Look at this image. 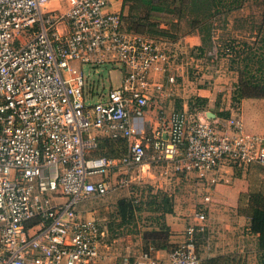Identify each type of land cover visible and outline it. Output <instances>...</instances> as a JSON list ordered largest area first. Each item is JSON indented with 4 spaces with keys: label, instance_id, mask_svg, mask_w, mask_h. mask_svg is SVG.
Masks as SVG:
<instances>
[{
    "label": "built area",
    "instance_id": "2783aa9c",
    "mask_svg": "<svg viewBox=\"0 0 264 264\" xmlns=\"http://www.w3.org/2000/svg\"><path fill=\"white\" fill-rule=\"evenodd\" d=\"M53 1L0 0V264L111 260L102 220L84 217L79 205L131 188L147 164L169 183L205 191L199 225L166 259L149 248L113 264H201L196 236L208 226L220 170L264 168V138L244 131L236 109L226 124L161 111L151 133L142 132L135 122L167 87L153 75L176 65L179 53L124 32L122 15L109 11L112 0H68L64 12ZM105 65L122 71V85L91 103L82 67ZM168 83L178 87V77ZM102 140L123 142L126 151L98 156ZM131 195L142 200V192Z\"/></svg>",
    "mask_w": 264,
    "mask_h": 264
},
{
    "label": "crops",
    "instance_id": "0c3cea01",
    "mask_svg": "<svg viewBox=\"0 0 264 264\" xmlns=\"http://www.w3.org/2000/svg\"><path fill=\"white\" fill-rule=\"evenodd\" d=\"M60 1H67L66 5L68 4V0H54L51 8L63 12ZM109 11L123 15V0H112ZM61 30L65 31L64 27ZM170 45L177 55L179 53L177 64L169 66L165 73L158 71L153 75L156 81L165 82L167 87L152 99L145 118L135 122L139 130L150 134L157 126L156 117L161 111L167 114L187 111L189 102L200 98L206 101L201 112L202 118L226 124L229 114L233 115L239 110L244 131L264 138V99L246 98L237 107L233 106L238 74L231 68L229 54L223 52L224 57L212 62L206 57H193L198 49L206 46L203 45L201 35L192 32L189 24L183 21L180 23L177 41ZM82 70L87 81L86 98L91 103L96 102L101 93L122 85L123 73L115 66L82 67ZM193 70H198V73L195 75ZM171 75L178 77V87H169L168 78ZM125 151L123 142L102 140L97 155L117 157ZM152 152L150 149V153ZM141 177L139 175L138 180ZM219 179L220 184L211 194L208 226L196 236L201 264L207 261H214L215 264H262L258 236L250 230L248 207L251 195L264 196V168L254 164L241 171L225 166L220 170ZM165 183L167 186L164 192L173 196V213H163L156 205L146 206L140 213H136L138 224H144L146 228L135 236L141 241H145L142 235L145 231H160L161 227H165L164 231H167L169 237L164 244L169 248L149 246L154 248L156 257L161 259L167 258L173 246L185 241L188 227H198L195 213L203 203L202 195H205V191L194 182L182 180L180 184L173 180ZM119 201L116 202L117 205ZM80 211L86 218L95 215L100 222L102 220L108 223L112 219L109 206H94L92 202H86L82 204ZM109 246L108 248H112ZM139 248L135 253L145 250L146 244H141ZM127 250L130 251L127 254L133 253L130 248Z\"/></svg>",
    "mask_w": 264,
    "mask_h": 264
},
{
    "label": "trees",
    "instance_id": "16d2710c",
    "mask_svg": "<svg viewBox=\"0 0 264 264\" xmlns=\"http://www.w3.org/2000/svg\"><path fill=\"white\" fill-rule=\"evenodd\" d=\"M248 0H123L122 29L124 32L136 34L155 41H165L168 43L176 42L178 32H180V23L188 21L192 32H198L201 35L203 45L206 46L208 39L211 38L215 25L213 19L219 15L232 14L242 10ZM263 7V16L261 23L257 25V37L254 42L233 41L230 42L224 51L230 55L231 68L238 74V84L234 92L233 103L235 107L243 99L257 98L264 99V0H260ZM165 16L164 22L162 17ZM261 37V39H260ZM260 39V40H259ZM193 57L200 58L207 56V48L198 49ZM205 100L194 98L189 102V111L192 113H201ZM231 114H229L230 118ZM146 200L135 203L130 199L120 200L117 206L119 217L122 223L133 218L136 212L142 211L146 206H157V209L163 213H173V196L164 191L154 193L149 192ZM150 199L149 201H147ZM158 201H157V200ZM250 205L248 207L249 217L251 219L250 230L258 236L259 248L262 252L261 262L264 264V196L260 194L250 196ZM111 223L101 224L106 234L105 242L110 239L108 226ZM108 225V226H107ZM165 227L160 231L151 232L152 236H161L166 232ZM147 234V233H146ZM145 240V233H144ZM164 240V241H165ZM146 249L151 243L156 248L167 247L165 244L158 243V239L144 241ZM162 244V245H156ZM203 264H215L214 261H207Z\"/></svg>",
    "mask_w": 264,
    "mask_h": 264
},
{
    "label": "rangeland",
    "instance_id": "374dc122",
    "mask_svg": "<svg viewBox=\"0 0 264 264\" xmlns=\"http://www.w3.org/2000/svg\"><path fill=\"white\" fill-rule=\"evenodd\" d=\"M61 2V10L64 12L67 8L66 2L67 1H60ZM263 16V7L260 2V0H248L247 4L245 7L237 11L235 13H230L227 15H219L216 16L213 19V23L215 25L213 33L211 32V38L208 39V43L206 44L207 48V56L208 60L216 61L217 58H222L224 57V51L226 50L225 48L228 47L230 42L233 41H243V42H254V38L257 36V25L261 23V19ZM165 16L162 17V22H164ZM185 23H188V21H183ZM189 24V23H188ZM190 26V25H189ZM261 39V37H260ZM259 39V40H260ZM225 54H228L225 52ZM220 58V59H221ZM231 60V59H229ZM212 65V63H210ZM193 73L196 75L198 73V70H193ZM148 165V164H147ZM145 166L142 171H141V179L136 180L133 182L131 188L122 191H117L109 194L108 196L104 198H94L87 200L85 202H82L79 205V211L80 207L82 206L83 203H90L92 202L94 206L99 205L100 207L109 206L110 208V215L112 216V219L110 220L108 231H109V236L111 240L116 239L114 242H110V239L106 241L103 251L107 254H109L110 259L104 264H113L112 261H114L115 258H119V260L122 259L121 256L126 255L128 252L127 249L130 248L133 253H135L137 250H139L141 247V244L145 243L144 241H141L139 238H135L136 234L140 233L142 230H146V228L143 226L144 224L139 225L137 220L135 219V216L133 218H129L127 222L122 223L121 218L119 217V210L117 209V204L120 199L125 200V199H131L132 197V192H142L141 199L146 200L150 195L149 192L151 190L154 191V193H157L158 191H165L167 184L165 183L168 180H165L164 178H161L160 175L158 174L159 170L158 168H155L153 165ZM163 185V187H161ZM134 196V195H133ZM148 199L147 201H149ZM157 200V199H156ZM158 201V200H157ZM141 211H137L136 213H140ZM135 213V214H136ZM85 217V216H84ZM93 216L89 217L88 219H92ZM96 218V216H95ZM105 222L102 221V224ZM107 224V223H105ZM104 224V225H105ZM147 225V224H145ZM151 232H155L154 230H147L145 231V240L147 238V241L150 242L152 239H158V243L164 244V240L166 238V232L161 233V236H152L150 234ZM147 233V234H146ZM107 234V233H106ZM144 235V234H142ZM113 237V239H112ZM144 238V236H143ZM143 242V243H142ZM162 244H156V245H162ZM152 247H155L151 243ZM150 248V247H149ZM147 248V249H149ZM145 248V250H147ZM131 253V255L133 254ZM113 259V260H112Z\"/></svg>",
    "mask_w": 264,
    "mask_h": 264
}]
</instances>
